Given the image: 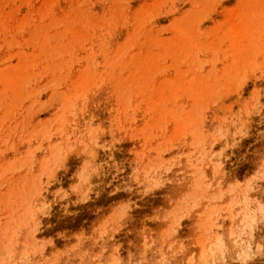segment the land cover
Returning <instances> with one entry per match:
<instances>
[{
  "label": "rangeland",
  "instance_id": "374dc122",
  "mask_svg": "<svg viewBox=\"0 0 264 264\" xmlns=\"http://www.w3.org/2000/svg\"><path fill=\"white\" fill-rule=\"evenodd\" d=\"M0 264H264V0H0Z\"/></svg>",
  "mask_w": 264,
  "mask_h": 264
}]
</instances>
